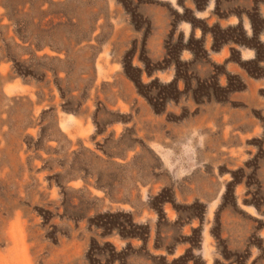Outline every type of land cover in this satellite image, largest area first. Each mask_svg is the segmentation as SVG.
Returning <instances> with one entry per match:
<instances>
[{
    "label": "rangeland",
    "instance_id": "1",
    "mask_svg": "<svg viewBox=\"0 0 264 264\" xmlns=\"http://www.w3.org/2000/svg\"><path fill=\"white\" fill-rule=\"evenodd\" d=\"M0 264H264V0H0Z\"/></svg>",
    "mask_w": 264,
    "mask_h": 264
}]
</instances>
